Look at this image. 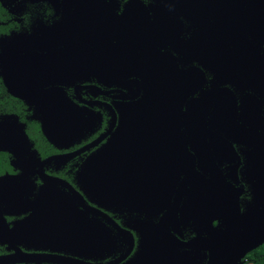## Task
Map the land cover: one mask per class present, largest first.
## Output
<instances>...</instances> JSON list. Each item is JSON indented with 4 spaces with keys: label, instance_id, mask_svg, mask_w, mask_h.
<instances>
[{
    "label": "flooded vegetation",
    "instance_id": "obj_1",
    "mask_svg": "<svg viewBox=\"0 0 264 264\" xmlns=\"http://www.w3.org/2000/svg\"><path fill=\"white\" fill-rule=\"evenodd\" d=\"M0 7V178L11 179L12 193L0 201L9 230L0 257L14 256L0 264H134L144 248L156 264H212L213 251H230L237 234L245 243L262 234L254 199L264 147V0ZM27 54L41 58L30 73L20 62ZM48 90L73 108V132L58 144L35 106L33 92ZM133 119L141 125L124 134L122 120ZM118 168L127 174L118 178ZM109 170L125 178L124 195L100 188L115 185ZM148 185L158 188L150 199ZM217 264L229 260L221 253Z\"/></svg>",
    "mask_w": 264,
    "mask_h": 264
},
{
    "label": "water",
    "instance_id": "obj_2",
    "mask_svg": "<svg viewBox=\"0 0 264 264\" xmlns=\"http://www.w3.org/2000/svg\"><path fill=\"white\" fill-rule=\"evenodd\" d=\"M1 2H7V0H0ZM33 1V0H32ZM14 42L15 39H13L10 44L12 46H14ZM12 52H15L14 49H12ZM22 57V56H21ZM41 59L38 56L35 55H24L20 62L21 65L23 64V61H26L28 64L26 65V68L24 69L27 72H31V67L29 65V63L32 60H38ZM15 60V59H14ZM12 60L7 68L6 65V71L5 68L4 69V75L6 76V74H9L8 71L10 70L11 72L15 69V66L13 65V61ZM8 61V60H6ZM6 86L7 89L9 91L10 94H12L13 96L19 97L21 99H25L28 100L30 98H25L24 96H22V94H24V92L15 89V86L13 83H8L6 82ZM33 95H35V101L37 102L35 104L36 108L39 110L40 114H41V128L42 131L44 133V135L46 136V138L52 142L53 144H58V142L64 138V136L66 135H70L73 132V125L71 124L70 120L71 116H73L72 114V110L73 108L71 106H69V103L67 102V100L63 97L62 93L60 91H56V90H48V91H34ZM135 109H139L136 108ZM126 119V117H125ZM140 121V120H139ZM138 120H129L127 122V120H122V129L125 131L124 134L129 133L130 135L132 134L130 131V127L133 126H140L141 123ZM128 126L129 128L126 129L125 127ZM72 130V131H71ZM141 128H134L133 132H140ZM262 143L264 144V140H261ZM112 148V146L108 147V150ZM110 154H113L112 152H109ZM108 153V155H109ZM118 157H121L120 154H118ZM256 164L259 167V171L261 174V184L259 186V189L256 192V199L255 200V217H259L261 218V223L260 226L261 228H264V147L260 149V151L256 154ZM109 162V161H108ZM108 168V167H107ZM122 169H117L116 174L117 177L119 178L120 175L122 173H126L127 171H120ZM107 175H111V178L115 181V185L112 188L106 187V186H100V188L108 190L110 192H112L113 194H123L124 195V191H125V178L123 179L122 182H119V180L117 179V177H113V173H110V170L107 171ZM124 176V174H123ZM11 181L10 178L7 177H2L0 178V201H4V197H9L12 196V193H10V189L7 185V183ZM8 187V188H7ZM158 188L156 186L153 185H148L147 187L143 188L144 191L147 190V194H146V198L150 199L153 195L155 190H157ZM116 192V193H115ZM257 211V213H256ZM239 212V211H238ZM248 218V222L252 223L254 222L255 218H252L251 214H248L246 216ZM239 217H236V221H238ZM0 224L2 229L0 230V237L3 236V234L9 232L6 224L4 223V220L1 216L0 213ZM24 227H29V224L26 223L24 224ZM262 228V229H263ZM17 231H19V226H16L13 230H11L10 232L12 233H16ZM4 232V233H3ZM258 233H262L260 236H258V238L250 243V242H243L242 237L237 234L235 236V240L231 241L228 244V247L230 249L227 251H223L225 249H223L222 251H220L219 253L217 252V250L215 249L213 251V256H212V264H217L218 260L220 261V254L222 253L224 259L226 260L228 258L229 260V264H242L244 261H242V259L245 257V255L257 248L258 246L262 245L264 243V234L262 230H258ZM232 237H234V235H232ZM236 246V247H235ZM149 250H147L146 248H144L141 251V254L138 256V260L134 263V264H143V261L146 257V253ZM14 256H1L0 257V262H8V259L13 258ZM29 259H26L25 261H28ZM156 254L154 252H148L147 253V257H146V261H151L153 262L152 264H156Z\"/></svg>",
    "mask_w": 264,
    "mask_h": 264
},
{
    "label": "trees",
    "instance_id": "obj_3",
    "mask_svg": "<svg viewBox=\"0 0 264 264\" xmlns=\"http://www.w3.org/2000/svg\"><path fill=\"white\" fill-rule=\"evenodd\" d=\"M2 10L0 7V18L2 15ZM252 264H264V246L262 247V250L260 252H257L254 258L252 259Z\"/></svg>",
    "mask_w": 264,
    "mask_h": 264
}]
</instances>
